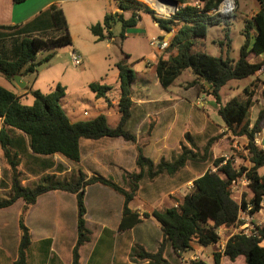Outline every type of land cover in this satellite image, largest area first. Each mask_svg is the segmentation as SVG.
Returning <instances> with one entry per match:
<instances>
[{
    "label": "rangeland",
    "instance_id": "374dc122",
    "mask_svg": "<svg viewBox=\"0 0 264 264\" xmlns=\"http://www.w3.org/2000/svg\"><path fill=\"white\" fill-rule=\"evenodd\" d=\"M136 1L147 6L158 18H169L183 6H199L201 8V4L196 0H184V5L178 3L176 7L161 3L166 7V10L163 11L159 9L157 2L156 5L150 0ZM234 2L235 8L232 11L220 15L219 25L208 26L205 37L194 40L193 52H202L215 58L227 56L233 62L237 61L240 47L244 42L242 32L245 24L260 10V6L256 0H234ZM145 15L142 14L143 17ZM143 20L145 21V19ZM16 32L7 31L2 34L1 39L9 43ZM249 32L254 35L255 29L251 28ZM110 33V39L105 38L99 42L93 40L91 34L86 33V38H75L72 46L61 45L41 50L34 60L36 74L23 77L25 88L22 89L25 93L21 95L20 99L23 105L30 106L33 101L31 91L37 90L46 95L52 92L56 85H60L65 89L61 107L70 122L90 120L98 115H103L106 117L108 126L113 128L119 120L117 110L119 86L116 80V64L124 62L137 76L132 84V97L135 103L125 125V130L133 135L135 140L131 142L122 138H102L99 141L81 139L82 146L85 142H91L93 145L95 143L96 146L90 150L82 148V161L78 163L68 161L57 154L38 157L40 159H32L30 155H26L21 157L16 168L17 176L22 186L30 188L42 177L50 176L58 182L71 181L77 178V174L80 172L86 176L85 179L102 175L123 189L129 190L133 181L131 175L139 172L135 165L138 150L145 158L152 161L154 166L150 170L152 173L156 172V165L161 160L171 163L185 151L187 152L185 165L173 175L161 173L149 177L148 169H145L144 177L137 182V190L131 206L140 214L142 227H148L152 231V224L155 221L151 217H144L145 213L150 215L154 210H163L167 206L173 207L175 203L178 204L185 195L192 192V184L195 179L206 171L216 172L213 166L215 160L220 158L230 160L236 166V170H241L249 167L248 155L244 145L240 148L234 145L236 139L229 130L216 129L226 127L217 116V110L216 113L213 111L215 103H212L211 89L202 84L191 71L182 72L167 89H163L157 83L155 71L149 72V67L146 64V61L151 59L150 54L154 52L149 46L152 36L148 32L129 31L120 39L121 25L117 22L112 24ZM174 33V30L165 33L169 42ZM55 36L57 33L53 30L30 37L53 38ZM153 38L157 37L153 36ZM227 41H229V49L226 53ZM174 51L176 53V50ZM171 52L166 49L161 52L158 59L162 57L167 59L173 55ZM71 53L80 57L79 66L72 64ZM46 58H48L47 61H45ZM252 79L251 76L239 81H229L219 90L218 95L221 103L225 104L232 98L243 100V89L252 82L250 81ZM90 83L103 84L110 89L104 97H97L88 89ZM11 84L17 94L23 91L15 83ZM0 85L7 89L10 88L2 75H0ZM257 86L253 100L260 99L261 86L259 84ZM206 97H208L207 101L211 103H204ZM141 100L147 101V103L137 106L136 102ZM199 100L202 105L198 104ZM216 107L218 109L217 105ZM200 110L208 112L210 117L212 116L211 119L219 120L218 126L212 125L213 127H211L210 117L207 115L203 118ZM257 113V105L253 104L249 110L250 122ZM203 121H206L204 125ZM236 144L238 146L239 143ZM90 157L95 159L91 165ZM262 173H264V167L259 170V174ZM10 180V171L0 151V200L10 196ZM89 188L90 186H87L84 189V192L89 191L87 199H84L88 217L87 227L92 229V219H101L100 213L107 210L108 212L102 214V217L105 215V220L102 222L106 228L111 230L107 232L114 233L120 209H122V196L101 185H93L90 190ZM235 191L236 189L233 190V196L238 202L242 197L247 202L252 197L248 187H244L240 198ZM145 194L149 196L146 197ZM51 197L53 202L44 197L40 203L28 208H25L22 200H18L11 207L0 209V264H13L16 259L20 238L18 229L20 216H23L24 224L30 230L33 239L47 233H51L52 237L59 235L61 245H63L59 247L60 257L64 255L62 259L64 260L68 254L66 259L71 258L70 251L67 252L69 247L67 245L72 240L68 227L71 226V232L75 234V197L69 193L61 194L59 199H55L52 195ZM25 209L28 210L25 211ZM258 213L257 218L264 219V202H262V210ZM245 218L240 219L239 225L245 222ZM258 219L248 221L255 228H264V221L258 223ZM64 225L66 226L65 230ZM100 228L101 226H99ZM243 231L244 229L239 228L232 230L233 234ZM95 233L96 231H93V235ZM113 238L117 247L116 257L123 253L126 255L127 235L118 233L117 237ZM137 246L134 244L130 252L134 264L143 262L136 256ZM221 246L222 244L218 245L214 252L218 253L219 250H222ZM212 250V247H208L206 251L191 249L175 264H188L192 261L213 264ZM51 256L55 255L52 253ZM220 264H244V262L242 258H238L234 262L225 258Z\"/></svg>",
    "mask_w": 264,
    "mask_h": 264
},
{
    "label": "trees",
    "instance_id": "16d2710c",
    "mask_svg": "<svg viewBox=\"0 0 264 264\" xmlns=\"http://www.w3.org/2000/svg\"><path fill=\"white\" fill-rule=\"evenodd\" d=\"M24 1L13 0V3L19 4ZM112 1L120 12L106 14L101 24L97 23L90 27V33L95 41L110 39V28L117 22L121 25L120 39H122L125 29L134 27L140 14L149 15L158 28L165 33L174 30L175 33L167 50H176V54L170 55L167 59L157 60L155 73L158 84L163 89H167L182 72L191 71L202 84L210 87V96L218 106L217 116L226 129L235 137L244 136L247 139L245 151L248 155V168L236 170V166L230 160L217 159L213 162L216 172L206 171L195 179L192 192L185 195L176 207L154 210L150 215H143L146 218L151 217L159 225L162 240L154 253L146 252L138 245L137 258L147 261L148 264H168L162 259L165 245H169L177 255L188 253L191 250V243L201 247L215 245L219 241L217 230L235 228L239 224V212L244 211L248 203L252 206L248 212L251 216L257 214L262 208L260 204L264 198V173L259 174V170L264 167V151L255 145L254 139L264 127V81L254 78L248 86L244 87L243 100L232 98L222 104L218 93L229 81L254 77L262 68L263 62L251 63L249 59L264 53V0H256L260 10L245 24L242 32L244 42L236 62L227 56L215 58L202 52H193L194 40L204 38L208 26L220 24V15L211 16L208 12L215 10L223 0H196L201 4V8L183 6L169 18L155 17L152 10L136 0ZM173 1L184 5V0ZM124 13H129V18H125ZM49 16L52 28L57 33V36L53 38L30 37L31 35L24 29L17 31L9 43L0 38V75L8 82L14 83V76L21 78L34 76L37 72L34 60L41 50L71 45V38L61 10L51 7ZM251 28L255 29L254 35L249 32ZM220 45L222 47V44ZM228 49L229 41L226 43V53ZM47 60L48 58L45 59ZM116 70L119 86L117 102L119 120L113 128L108 126L106 117L103 115L90 120L70 122L61 107L65 89L60 85H56L52 92L46 95L37 90L31 91L33 101L30 106L21 103V96H16L0 86L2 123L0 151L11 174L10 196L0 200V209L9 208L18 200H22L25 208H28L36 203L40 195L50 191H62L73 195L76 204V240L72 248L70 264H80L78 251L90 241L91 237L84 219L85 187L97 184L122 196L123 205L118 230L126 231L140 222L138 214L132 212L128 205L135 196L138 180L145 175V169H148L149 177L161 173L173 175L186 162L187 152L184 151L171 163L161 160L156 165V172L152 173L150 172L154 167L152 161L145 158L138 150L135 165L139 172L131 175L133 181L129 190L123 189L103 176L95 175L85 179L86 176L80 172L77 178L71 181L58 182L46 176L30 188L20 184L16 168L21 157L28 155L29 151L35 156L57 154L68 161L78 163L81 139L96 141L102 138H122L131 142L135 140L134 136L125 130V125L131 116L132 84L136 75L124 62L117 63ZM257 84L261 86L259 97L262 104L250 126L249 110L253 106ZM88 89L97 97H104L110 88L103 84L90 83ZM242 174L248 179V189L252 193L248 202L243 197L240 202L235 200L230 188L231 181L238 179ZM18 229L20 238L13 264H27V250L31 244V238L23 216L18 218ZM256 231L261 238L264 237V228L256 227ZM258 243L259 240L252 235L247 236L242 232L234 234L226 241L222 255L213 253V264H220L221 256L230 262L242 258L244 264H264V248ZM188 264L205 263L192 261Z\"/></svg>",
    "mask_w": 264,
    "mask_h": 264
},
{
    "label": "crops",
    "instance_id": "0c3cea01",
    "mask_svg": "<svg viewBox=\"0 0 264 264\" xmlns=\"http://www.w3.org/2000/svg\"><path fill=\"white\" fill-rule=\"evenodd\" d=\"M51 7H55L61 10V12L63 13L66 26H67V31L71 38V46L74 44L75 38L76 39L78 37L86 38V33L90 35L91 34L89 30L90 27L97 23L101 24L106 14H114L116 12H120L112 0H25L24 2L19 3V4L13 3V0H0V38L3 33L10 31V30L19 31L20 29H24L26 33L31 36H37V35H41V34H45V33L53 31L51 19L49 16ZM129 16H130L129 13H124L125 18H129ZM143 19H145V21ZM147 21H149L150 23L149 22L147 23ZM129 31H144V32H148V34L152 36L151 39L153 38V36L157 38L166 39V34L158 28L157 24L153 22L151 17L147 14L144 17L142 16V14H140V18L137 21L136 25L134 27H129L125 29L124 34L128 33ZM92 38L94 40L93 36ZM171 53L173 54V56L176 54L174 50H172ZM161 54H162L161 52H152L150 54L151 59L150 60L148 59L146 61L147 67H149L148 68L149 72L153 70L155 71V66L157 63L158 56ZM162 59H165V58L162 57ZM249 61L251 63L263 62L261 70L257 72L255 76L253 77V79L250 81H253L254 78H258L259 80L264 81V53L260 54L257 57H251ZM136 77L137 76H135V79ZM21 80H23V77L21 78ZM116 80H117V75H116ZM5 81L10 86V88L8 87L7 89V87L0 85L2 88L12 92L16 96H21L25 93L24 90L20 88L23 91L20 94H17L13 90L14 89L13 85L10 82H8L6 79ZM157 83H158V80H157ZM205 85L208 86L207 84ZM131 99L133 102V97H131ZM207 99L208 97H206V101L204 103L208 102ZM134 103L135 102H133V104ZM136 103H137L136 104L137 106H140V105L142 106L144 103H147V101L141 100ZM208 103H211V102H208ZM212 103H215L214 99ZM253 104H255V106L257 105V112H258V110L261 107L262 101L261 99L257 98L256 100H253ZM200 105H202V103ZM215 107H216V104L214 105V110H213L214 113H216V110H217V107L216 108ZM200 112L202 113L203 118L206 117L207 115L210 117V114L208 112L202 111V110H200ZM211 118L212 116L210 117V119ZM255 118L256 116L251 118L250 126L254 122ZM210 121H211L210 123L211 127L218 126V123H220L218 122L219 120H216L214 118L211 119ZM203 122H204L203 123L204 125L206 121H203ZM0 124H2L1 120H0ZM216 129L217 130L219 129L221 131L226 130V128H216ZM234 138L236 139L234 141V145L237 148H240L241 146L243 145L245 146L247 144V139L244 136H239V137H234ZM99 140H96V141H99ZM254 142L258 148L264 151V127L258 134L255 135ZM236 143H239L238 146ZM95 146H96L95 143L93 145L91 142H85L83 143V146H82L81 140H80L79 141V152H80L79 162L82 161V148H86L87 150H90L94 148ZM28 155H30L32 159H37L38 157H41V156H35L31 154L30 151ZM94 160H95L94 158H91V157L89 158L90 165L91 163L95 162ZM235 189H236L235 192L238 194V197L240 198L242 192L244 191V186L238 183L237 186L234 188V190ZM88 192L89 191H86L84 193L85 200L87 199ZM60 193L66 195V193L62 191H50V192L44 193L37 198L36 203L33 206H35L37 203H40L41 199H43L44 197H46V200H50L51 202H53L52 201L53 198L51 197V195L55 199H59L61 195ZM145 196L148 197L149 195L145 194ZM232 197L234 198L233 193H232ZM234 199L237 200L236 198ZM132 202L133 200L129 203L128 207L132 212H135L138 214L140 222L135 227L129 230H126V231L118 230V225L120 222L122 209H120L117 228L114 231V233L107 232L108 230L109 231L111 230L106 228L105 224L102 222L105 220V217H104L105 215L102 217V214H104L105 212H108L107 210H104L103 212L100 213L101 219L99 220L92 219L93 221L92 229L93 230L87 227L91 232L90 241L84 246H82L78 251L80 264H108V263L134 264L135 262H132L133 257L130 256V252L134 244L139 245L146 252L154 253L157 251L159 244L162 240V233H161L159 225L154 222V224H152L153 225L152 231H150L148 227H142L143 224L141 221V216L138 212L135 211L134 208H132L131 206ZM122 205H123V201H122ZM169 207L171 206H167L166 208H169ZM258 214L259 213L254 214L251 217V220L254 221V219H258L257 218ZM84 218L86 222V220L88 219L87 210H86ZM75 219H76V216H75ZM258 220H259L258 223H261L262 221H264V219H261V218H259ZM86 226H87V222H86ZM99 226H101L100 229H99ZM65 229H66V226L64 225V230ZM68 229L70 230V234H71L70 236H72L71 238L72 240L67 245L69 246L67 252L70 251V255H71L72 248L76 240V231H75V234H73V232H71L72 227L70 226L68 227ZM75 229H76V220H75ZM93 231H96L95 235H93ZM118 233L127 235V245L125 247V249H127V254L125 255L123 253L119 257H116L115 252L117 251V247L114 244L113 237H117ZM217 233L219 235V241L217 244L209 246L213 248L211 253H214V249H216L218 245L220 244H222L221 247L223 250V247L226 241L231 236L234 235L232 232V229L219 228L217 230ZM29 234L31 238V244L27 250V260H26L27 264H70L71 258L66 259L67 256H69L68 254H66L65 259L62 260L64 255L62 254L63 257L61 256L62 257L61 258L60 254L58 253L60 252L59 247L63 246L61 245L62 243L60 242L61 240H60L59 235L56 237H52L51 233H47L45 235H41L33 239V235L30 233V230H29ZM46 241H48V243ZM207 248L208 247H201L197 245L196 243H191V249L196 250V251H206ZM222 250L218 251L220 255H222ZM52 253L55 256H51ZM184 255L185 254H182V256L177 255L171 250L169 245H165L162 259L165 260L168 264H175L177 260H179ZM224 259L225 257L221 256L220 263H222ZM139 264H148V262L143 260V262H140Z\"/></svg>",
    "mask_w": 264,
    "mask_h": 264
},
{
    "label": "built area",
    "instance_id": "2783aa9c",
    "mask_svg": "<svg viewBox=\"0 0 264 264\" xmlns=\"http://www.w3.org/2000/svg\"><path fill=\"white\" fill-rule=\"evenodd\" d=\"M197 8H199V6H196ZM235 8V2L234 0H223L218 7L215 10H211L210 12H208L209 15H222L225 13H229L230 11H232ZM149 46L154 50V52H163L165 51L168 46H169V40L165 39V38H152L149 40ZM71 61L72 64L74 66H79L81 63L80 57L77 56L74 53H71ZM200 101L198 102V104L200 105ZM240 183L242 184V186L244 187H248L249 181L248 179L245 177L244 174H242V177H239L236 180L231 181V192L233 193L234 188L237 186V184ZM262 202H264V198L262 200ZM262 202L260 204V206L262 207ZM175 207L177 206V204L174 205ZM252 206L251 204H247L246 209L244 211H240L239 215H238V221H240V219H243V217H246L245 222L242 223L241 225H237L236 227L239 229H244V234L245 235H252L254 237H256L259 240V246L264 248V237L261 238L260 235H258L256 228L254 227V225H252V223H250L248 220L251 219V215L248 214V212L251 210ZM262 210V208L260 209V211ZM259 211V212H260ZM250 227V228H248ZM237 228H233L232 230H236ZM250 229V230H249ZM242 232V233H243Z\"/></svg>",
    "mask_w": 264,
    "mask_h": 264
},
{
    "label": "water",
    "instance_id": "95a60500",
    "mask_svg": "<svg viewBox=\"0 0 264 264\" xmlns=\"http://www.w3.org/2000/svg\"><path fill=\"white\" fill-rule=\"evenodd\" d=\"M153 1H160V2L167 3V4H171L174 7H176L178 4L176 1H173V0H153ZM13 81L19 88H23L25 86V83L21 80L20 76H14Z\"/></svg>",
    "mask_w": 264,
    "mask_h": 264
},
{
    "label": "bare ground",
    "instance_id": "6f19581e",
    "mask_svg": "<svg viewBox=\"0 0 264 264\" xmlns=\"http://www.w3.org/2000/svg\"><path fill=\"white\" fill-rule=\"evenodd\" d=\"M150 1H151V0H150ZM151 2L155 3L156 5H157V3H158L157 6H159V9H160L161 11L166 10V7H165L163 4H161V3H164V2L153 1V0H152ZM156 2H157V3H156Z\"/></svg>",
    "mask_w": 264,
    "mask_h": 264
}]
</instances>
